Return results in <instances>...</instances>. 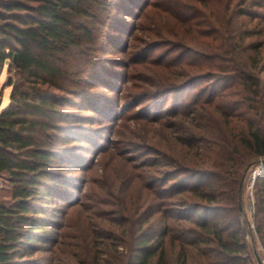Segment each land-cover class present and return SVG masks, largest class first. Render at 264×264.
Returning a JSON list of instances; mask_svg holds the SVG:
<instances>
[{
	"label": "trees",
	"instance_id": "obj_1",
	"mask_svg": "<svg viewBox=\"0 0 264 264\" xmlns=\"http://www.w3.org/2000/svg\"><path fill=\"white\" fill-rule=\"evenodd\" d=\"M220 1L223 15L196 32L197 44L179 38L196 59L187 66L196 71L184 72L190 78L183 84L156 78L162 99L176 100L151 121L185 117L184 108L197 107L198 94L177 109L183 105L180 93L199 80L230 83L229 100L215 102L211 91L203 102L215 115L199 127L211 140L202 148L183 126L191 142L173 140L184 154L155 150L168 170L162 177L141 176L142 215L129 222L121 240L125 253L114 256L113 264H189V251L208 264H242L249 258L239 204L246 171L264 159V0ZM139 2L0 0V65L9 62L10 76L4 108L0 99V175L11 188V197L0 199V264H42L35 255L46 251L41 245L56 228L50 206L65 200L69 175L82 165L84 145L93 143L85 114L100 113L95 89L110 85L106 55L120 47L110 32ZM180 5L187 7L186 21L193 19L188 8L194 6ZM253 199L255 233L264 249V168L254 180Z\"/></svg>",
	"mask_w": 264,
	"mask_h": 264
},
{
	"label": "rangeland",
	"instance_id": "obj_2",
	"mask_svg": "<svg viewBox=\"0 0 264 264\" xmlns=\"http://www.w3.org/2000/svg\"><path fill=\"white\" fill-rule=\"evenodd\" d=\"M181 1H188L194 9L197 8L198 12L188 8V12L194 15L193 19L186 21L183 17V8L186 10L187 7H182ZM222 3L220 0H140L137 7L132 8L133 15L119 18L123 25L118 24L110 36L120 47L106 55L110 60L105 65L110 73L107 78L110 85L95 89V104L100 113L85 114L92 122L85 126L94 130L91 134L93 143L84 145L86 154L82 165L69 175L72 186L64 190L65 200H55V205L50 206L54 213V218L50 220L56 228L48 229L51 230L47 234L49 242L41 245L46 251L35 255L41 258L42 264H113L114 256L125 253L121 240L125 241L128 236L129 222L136 220V216L143 211L146 190L142 188L141 176L152 173L162 177V172L168 170L155 150L167 151L169 155L184 154L181 146L173 140L177 136L190 142L193 136L196 137V140L202 141L198 143L200 148L211 141L206 131L199 127H204L206 120L203 118L207 119L215 113L203 102L211 91L215 102L222 99L228 101L229 97L225 95L231 91L230 83L212 84L213 81L207 79L196 81L180 93L183 105L177 109L180 111L198 94L201 98L197 107L190 105L184 108L185 117L151 119L158 114L162 117L176 100L174 96L173 100L162 99V95L158 94L156 78H171V81L183 84L190 78L183 76L184 72L193 74L196 71L193 68L195 65L192 68L187 66L196 59L187 53L179 38L190 39L192 46L197 44L199 37L196 32L207 29L206 22L223 15ZM211 11L213 18H208ZM192 25H195L193 31L188 30ZM109 50L113 47L110 46ZM8 67V61L0 65L1 108L7 105L10 93ZM192 110L195 111L189 113ZM198 113L203 114L200 116ZM183 126L189 128L187 132L190 134H203H193L189 138L184 134L186 130H182ZM196 152L194 147L191 154ZM156 160L155 167H142ZM263 168L264 159H258L246 171L241 185L242 234L249 256L242 264H257L255 254L264 264V249L255 233L253 221V175ZM10 197L8 178L0 175V199ZM188 259L189 264H208L194 251H189Z\"/></svg>",
	"mask_w": 264,
	"mask_h": 264
},
{
	"label": "water",
	"instance_id": "obj_3",
	"mask_svg": "<svg viewBox=\"0 0 264 264\" xmlns=\"http://www.w3.org/2000/svg\"><path fill=\"white\" fill-rule=\"evenodd\" d=\"M9 81H10V78H8L7 83H9ZM239 210H240V206H239ZM255 258H256L257 264H262V261L260 260V258L256 254H255Z\"/></svg>",
	"mask_w": 264,
	"mask_h": 264
},
{
	"label": "built area",
	"instance_id": "obj_4",
	"mask_svg": "<svg viewBox=\"0 0 264 264\" xmlns=\"http://www.w3.org/2000/svg\"><path fill=\"white\" fill-rule=\"evenodd\" d=\"M260 170L256 171V173L253 175V180H255V178L259 175Z\"/></svg>",
	"mask_w": 264,
	"mask_h": 264
}]
</instances>
